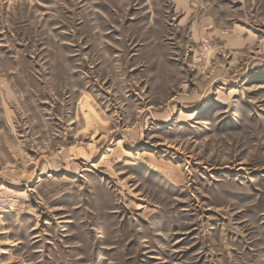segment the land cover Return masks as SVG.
<instances>
[{"label":"rangeland","instance_id":"1","mask_svg":"<svg viewBox=\"0 0 264 264\" xmlns=\"http://www.w3.org/2000/svg\"><path fill=\"white\" fill-rule=\"evenodd\" d=\"M0 264H264V0H0Z\"/></svg>","mask_w":264,"mask_h":264},{"label":"bare ground","instance_id":"2","mask_svg":"<svg viewBox=\"0 0 264 264\" xmlns=\"http://www.w3.org/2000/svg\"><path fill=\"white\" fill-rule=\"evenodd\" d=\"M207 108H208V105H206V106L204 107V110H206ZM200 111L202 112L203 110L201 109V110L195 112L194 114L190 115V117L196 116L197 114L200 113Z\"/></svg>","mask_w":264,"mask_h":264},{"label":"built area","instance_id":"3","mask_svg":"<svg viewBox=\"0 0 264 264\" xmlns=\"http://www.w3.org/2000/svg\"><path fill=\"white\" fill-rule=\"evenodd\" d=\"M7 205H8V203L7 202H5V204H3V206H1L2 208H6L7 207Z\"/></svg>","mask_w":264,"mask_h":264},{"label":"crops","instance_id":"4","mask_svg":"<svg viewBox=\"0 0 264 264\" xmlns=\"http://www.w3.org/2000/svg\"><path fill=\"white\" fill-rule=\"evenodd\" d=\"M178 3H185L186 0H177Z\"/></svg>","mask_w":264,"mask_h":264}]
</instances>
